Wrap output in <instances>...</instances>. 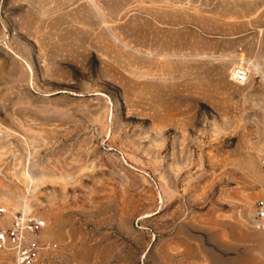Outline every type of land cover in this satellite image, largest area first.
Here are the masks:
<instances>
[{
  "label": "rangeland",
  "instance_id": "rangeland-1",
  "mask_svg": "<svg viewBox=\"0 0 264 264\" xmlns=\"http://www.w3.org/2000/svg\"><path fill=\"white\" fill-rule=\"evenodd\" d=\"M263 195L264 0H0V206L43 264H264Z\"/></svg>",
  "mask_w": 264,
  "mask_h": 264
},
{
  "label": "built area",
  "instance_id": "built-area-1",
  "mask_svg": "<svg viewBox=\"0 0 264 264\" xmlns=\"http://www.w3.org/2000/svg\"><path fill=\"white\" fill-rule=\"evenodd\" d=\"M248 67L237 66L231 73L237 84L246 81ZM252 224L264 234V195L254 204ZM45 219L23 210L0 206V264H43L51 245L42 236Z\"/></svg>",
  "mask_w": 264,
  "mask_h": 264
}]
</instances>
